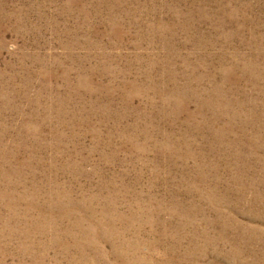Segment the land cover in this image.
Masks as SVG:
<instances>
[{"label": "rangeland", "instance_id": "374dc122", "mask_svg": "<svg viewBox=\"0 0 264 264\" xmlns=\"http://www.w3.org/2000/svg\"><path fill=\"white\" fill-rule=\"evenodd\" d=\"M0 264H264V0H0Z\"/></svg>", "mask_w": 264, "mask_h": 264}]
</instances>
